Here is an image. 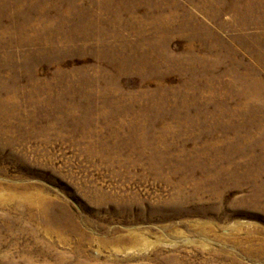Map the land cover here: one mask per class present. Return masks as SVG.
<instances>
[{
	"label": "rangeland",
	"instance_id": "rangeland-1",
	"mask_svg": "<svg viewBox=\"0 0 264 264\" xmlns=\"http://www.w3.org/2000/svg\"><path fill=\"white\" fill-rule=\"evenodd\" d=\"M0 264H264V0H0Z\"/></svg>",
	"mask_w": 264,
	"mask_h": 264
},
{
	"label": "bare ground",
	"instance_id": "bare-ground-1",
	"mask_svg": "<svg viewBox=\"0 0 264 264\" xmlns=\"http://www.w3.org/2000/svg\"><path fill=\"white\" fill-rule=\"evenodd\" d=\"M116 105V104H115Z\"/></svg>",
	"mask_w": 264,
	"mask_h": 264
}]
</instances>
